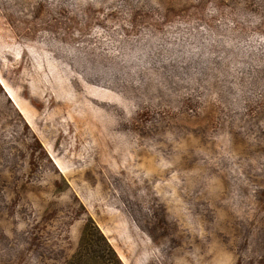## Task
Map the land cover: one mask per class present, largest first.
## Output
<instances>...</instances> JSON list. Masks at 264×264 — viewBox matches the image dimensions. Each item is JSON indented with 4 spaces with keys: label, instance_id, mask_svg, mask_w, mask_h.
<instances>
[{
    "label": "rangeland",
    "instance_id": "374dc122",
    "mask_svg": "<svg viewBox=\"0 0 264 264\" xmlns=\"http://www.w3.org/2000/svg\"><path fill=\"white\" fill-rule=\"evenodd\" d=\"M264 264V0H0V264Z\"/></svg>",
    "mask_w": 264,
    "mask_h": 264
},
{
    "label": "trees",
    "instance_id": "16d2710c",
    "mask_svg": "<svg viewBox=\"0 0 264 264\" xmlns=\"http://www.w3.org/2000/svg\"><path fill=\"white\" fill-rule=\"evenodd\" d=\"M93 232L89 228H83L80 242L72 256L64 264H120L114 250L107 240L92 225Z\"/></svg>",
    "mask_w": 264,
    "mask_h": 264
}]
</instances>
